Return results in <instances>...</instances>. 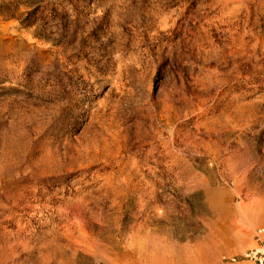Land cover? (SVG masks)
Listing matches in <instances>:
<instances>
[{
	"label": "rangeland",
	"instance_id": "rangeland-1",
	"mask_svg": "<svg viewBox=\"0 0 264 264\" xmlns=\"http://www.w3.org/2000/svg\"><path fill=\"white\" fill-rule=\"evenodd\" d=\"M264 0H0V264H253Z\"/></svg>",
	"mask_w": 264,
	"mask_h": 264
},
{
	"label": "built area",
	"instance_id": "built-area-1",
	"mask_svg": "<svg viewBox=\"0 0 264 264\" xmlns=\"http://www.w3.org/2000/svg\"><path fill=\"white\" fill-rule=\"evenodd\" d=\"M255 236L256 245L249 248L243 257L253 264H264V224L255 231Z\"/></svg>",
	"mask_w": 264,
	"mask_h": 264
}]
</instances>
